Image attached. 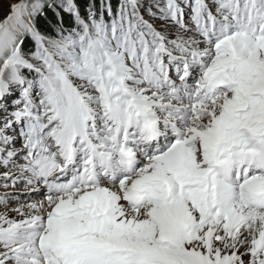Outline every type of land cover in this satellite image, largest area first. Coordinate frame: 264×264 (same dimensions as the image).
I'll use <instances>...</instances> for the list:
<instances>
[{
	"label": "snow or ice",
	"instance_id": "snow-or-ice-1",
	"mask_svg": "<svg viewBox=\"0 0 264 264\" xmlns=\"http://www.w3.org/2000/svg\"><path fill=\"white\" fill-rule=\"evenodd\" d=\"M8 8L0 264H264V0Z\"/></svg>",
	"mask_w": 264,
	"mask_h": 264
},
{
	"label": "rangeland",
	"instance_id": "rangeland-1",
	"mask_svg": "<svg viewBox=\"0 0 264 264\" xmlns=\"http://www.w3.org/2000/svg\"><path fill=\"white\" fill-rule=\"evenodd\" d=\"M14 2H16V0H0V19L8 13V5ZM17 147H19V144H17Z\"/></svg>",
	"mask_w": 264,
	"mask_h": 264
},
{
	"label": "trees",
	"instance_id": "trees-1",
	"mask_svg": "<svg viewBox=\"0 0 264 264\" xmlns=\"http://www.w3.org/2000/svg\"><path fill=\"white\" fill-rule=\"evenodd\" d=\"M90 2V0H77V3L81 5L82 10L87 6V4ZM97 7H99L100 0H95ZM118 0H113V3H117Z\"/></svg>",
	"mask_w": 264,
	"mask_h": 264
},
{
	"label": "bare ground",
	"instance_id": "bare-ground-1",
	"mask_svg": "<svg viewBox=\"0 0 264 264\" xmlns=\"http://www.w3.org/2000/svg\"><path fill=\"white\" fill-rule=\"evenodd\" d=\"M21 190H23V187H21ZM18 205L17 204H15V205H13L12 207H17ZM12 215H15L14 213H12Z\"/></svg>",
	"mask_w": 264,
	"mask_h": 264
}]
</instances>
